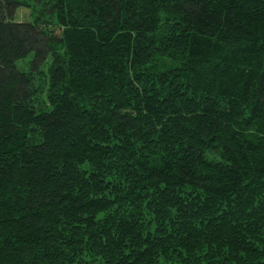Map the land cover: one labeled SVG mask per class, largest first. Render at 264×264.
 Listing matches in <instances>:
<instances>
[{
    "label": "trees",
    "instance_id": "16d2710c",
    "mask_svg": "<svg viewBox=\"0 0 264 264\" xmlns=\"http://www.w3.org/2000/svg\"><path fill=\"white\" fill-rule=\"evenodd\" d=\"M31 1L0 0V264H264V0Z\"/></svg>",
    "mask_w": 264,
    "mask_h": 264
},
{
    "label": "rangeland",
    "instance_id": "374dc122",
    "mask_svg": "<svg viewBox=\"0 0 264 264\" xmlns=\"http://www.w3.org/2000/svg\"><path fill=\"white\" fill-rule=\"evenodd\" d=\"M21 3L16 12L13 19L15 23H28L33 22L38 17L42 16V13L45 12L43 9V3H34L31 0H19ZM50 11V10H48ZM47 21L48 18H46ZM31 58L32 54L29 55L26 59L17 62V69L28 76L33 83V87L31 89V106L35 107V110L38 112H43L46 110V94L48 87V69L50 67V59L40 67L39 71L33 72L31 71ZM223 210V207H219L216 211L220 213ZM238 218H240L238 216ZM264 227V223L262 224ZM254 246V244H253ZM207 256L206 250L204 247H198L197 252L192 255V259L205 258ZM186 264L189 263V256H185Z\"/></svg>",
    "mask_w": 264,
    "mask_h": 264
}]
</instances>
